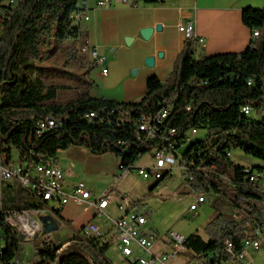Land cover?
<instances>
[{
  "label": "trees",
  "instance_id": "obj_1",
  "mask_svg": "<svg viewBox=\"0 0 264 264\" xmlns=\"http://www.w3.org/2000/svg\"><path fill=\"white\" fill-rule=\"evenodd\" d=\"M79 9L80 0H19L15 5L0 0V11L7 12L0 31V162L13 160L14 147L20 159L37 160L40 153L55 161L59 150L84 146L95 155L114 153L133 166L162 144L158 137L140 139L137 122L169 101L173 108L164 122L167 128L180 138L192 128L207 131L202 140L182 147L193 175L184 182L198 195L213 193L219 209L206 225L207 238L198 233L187 237L189 253L212 257V264L232 258L243 251L255 227L261 229L264 245V183L250 179L255 171L264 172V165L238 166L230 157L231 150L241 149L264 162V7L243 9V22L260 35L243 52L195 59L193 40L187 39L168 79L149 77L146 93L131 102L91 94L96 64L80 51L82 34L74 18ZM245 106L250 113L243 111ZM119 110L131 121L121 123ZM253 111L261 118L251 116ZM90 112L97 116L88 119ZM48 115L62 124L39 135L37 122ZM46 202L13 181L3 185L0 264H22L23 235L7 221L6 211H39ZM227 208L241 213L244 221ZM53 211L60 214L59 208ZM227 241L234 245L232 253L226 250ZM67 242L69 251L61 253L65 242L33 241L28 264H113L107 257L110 243L80 231Z\"/></svg>",
  "mask_w": 264,
  "mask_h": 264
},
{
  "label": "crops",
  "instance_id": "obj_2",
  "mask_svg": "<svg viewBox=\"0 0 264 264\" xmlns=\"http://www.w3.org/2000/svg\"><path fill=\"white\" fill-rule=\"evenodd\" d=\"M136 3L131 6L119 1L100 8L96 0H90L89 19L78 22L85 43L97 47L105 58L99 64L101 76L112 83V87L98 97L117 102L138 101L147 91L149 77L157 76L166 81L187 41L179 30L183 23L195 25L198 35L192 45L195 59L243 52L252 41V31L242 19L243 9L264 7V0H160L157 3L137 0ZM158 24L161 30H155L148 40L141 36L142 28ZM126 39L131 41L127 43ZM158 52L163 56L159 57ZM150 55L155 58L151 66L145 63ZM107 66V73H103L102 69ZM91 94L98 95L94 89ZM55 162L65 172L66 193H71L82 181L91 197L82 202L71 200L62 207L57 201H47L35 216L42 231L45 223L48 224L42 240L56 236L61 238V243L67 242L90 220L102 222L106 216L117 219L132 211L121 203L119 196L123 181L132 171L123 176L120 160L114 153L95 155L87 147L70 146L58 151ZM100 197H106L109 205L97 215L94 202ZM53 208H59L60 214ZM117 209L122 213L118 214ZM62 230L65 234L57 235ZM33 248V244L23 248L24 263L31 260Z\"/></svg>",
  "mask_w": 264,
  "mask_h": 264
},
{
  "label": "built area",
  "instance_id": "obj_3",
  "mask_svg": "<svg viewBox=\"0 0 264 264\" xmlns=\"http://www.w3.org/2000/svg\"><path fill=\"white\" fill-rule=\"evenodd\" d=\"M18 0H8L9 4L15 5ZM123 2L131 6H136V0H96V6L103 8L113 2ZM90 0H80V9L75 12L74 18L77 22L82 19H89ZM7 12L0 11V31L2 29V21L6 18ZM179 30L184 33L186 39H196L197 32L195 25L192 22L179 25ZM257 31H252V38L256 39ZM202 40V39H201ZM80 51L91 62L96 65L102 64L105 60L97 47L85 43L80 46ZM107 68H103L102 72L107 73ZM251 84V80L248 82ZM195 85V82H193ZM188 105V109H190ZM173 104L165 101L163 107L155 114L140 118L136 124L138 137L153 139L159 138L161 145L153 150V163L143 167H134L131 165H124L120 158V169L123 171V176L127 175L133 169H136L137 174L147 180L154 179L158 181L166 176L172 175L175 167L181 169L184 179H192L193 175L187 168L182 147L190 141L191 135L197 134L198 129L192 128L187 131L185 136L180 138L173 128H167L164 125L165 119L169 116ZM245 113H250L251 107H243ZM121 123L131 121V117L123 115V110L117 112ZM97 116L95 112H90L86 115L88 119H93ZM62 124V121L53 120H39L37 122V132L42 135L45 131L56 128ZM37 160H28L25 156L18 161L0 162V203L3 196V185L10 181L11 178L24 177L27 180V188H29L37 197L46 201H57L59 207L64 206L69 201L82 202L91 197V192L84 182H78L71 193L64 191L65 172L64 170L52 160L45 159V155L37 154ZM254 180L264 181V172L255 171L252 174ZM204 194L198 195L197 200L191 203L189 210L196 215L198 206L205 202ZM97 208V215L103 213V210L109 205L106 197H100L95 202ZM122 209L123 206L120 205ZM37 210H23V211H6L7 221L18 231L33 237L41 227L35 216L38 215ZM28 227V228H26ZM80 232L88 238L99 239L103 243H110L116 241L117 248L127 264H212L214 261L212 257H198L188 260L182 258L180 255L184 252H189L186 246V239L184 235L175 231L167 230L160 233L158 229L149 224L148 216L137 210H132L125 215L112 219L106 216L102 222L90 220L80 229ZM253 234L246 238L243 242V251L237 253L229 259L216 261L213 264H247L246 250L252 248L258 250L262 246V231L255 227ZM47 239V238H46ZM114 240V241H113ZM233 243L226 242V250L229 253L233 252ZM158 249V250H157ZM34 251V248H33ZM32 251V253H33ZM30 254V257L32 256ZM22 254V252H21ZM20 263H24L21 259ZM181 257V258H180ZM18 262V261H17Z\"/></svg>",
  "mask_w": 264,
  "mask_h": 264
},
{
  "label": "rangeland",
  "instance_id": "obj_4",
  "mask_svg": "<svg viewBox=\"0 0 264 264\" xmlns=\"http://www.w3.org/2000/svg\"><path fill=\"white\" fill-rule=\"evenodd\" d=\"M81 42L82 44L85 43L84 35L82 36ZM108 68L109 66H107V70ZM100 69L101 65H97L90 75L94 81V90L96 91V94H98L97 96L105 93L106 88L112 87V83L110 81H106L104 77L101 76ZM251 116L261 118L260 113L256 111H253ZM206 133V130L201 129L197 134L191 135L190 141L184 146V148H187V146H189L192 142L202 140ZM230 157L238 166L251 168L264 165L262 160L246 154L241 149L231 150ZM19 158L20 151L14 147L13 160L18 161ZM153 161V153L147 152L136 160L134 167L147 166L152 164ZM10 181L22 185L18 178H12ZM156 182L157 181L154 179L145 180L141 178L137 174L136 169H133L128 178L123 181V187L121 188V191H119L121 203L128 206L132 210H137L146 214L148 216L149 224L158 229L161 234L167 230H175L185 237H188L192 233H198L204 238H207L205 231L206 225L219 212L216 205L215 195L213 193H205L204 195L206 200L198 206L196 215H194L189 210V207L191 203L197 200L198 194L193 191H189V186L184 182V177L180 168L176 166L172 175L166 176L161 183L155 187ZM134 201L137 202L136 205L133 204ZM117 211L118 214L122 213V211L118 209ZM225 211L234 215L238 221H244V216L241 213L233 210L229 211L228 208L225 209ZM244 226L247 228L248 225L244 224ZM45 232V229H43V231L40 229L33 237H29L27 234L21 232L23 235V248L27 249L30 244H33V241H42V235ZM64 234L65 230L57 233V235ZM49 239L55 243H60V245L65 242L60 250L61 253L69 251L68 242L64 241L61 243V238L56 236ZM180 256L188 260L194 258V256L189 252L181 253ZM107 257L113 264H127L117 248L116 241L113 242L108 249ZM177 263L178 262H176V264ZM246 263L264 264L263 244L258 250H254L252 248H248L246 250Z\"/></svg>",
  "mask_w": 264,
  "mask_h": 264
},
{
  "label": "water",
  "instance_id": "obj_5",
  "mask_svg": "<svg viewBox=\"0 0 264 264\" xmlns=\"http://www.w3.org/2000/svg\"><path fill=\"white\" fill-rule=\"evenodd\" d=\"M155 30H161V25L158 24L155 27H144V28L141 29L140 34H141V36L145 40H148L152 36V34H153V32ZM126 41H127V43H129V41H131V39H126ZM157 54H158L159 57H162L163 56V53L162 52H158ZM154 60H155V58L150 55V56H148V57L145 58V63L147 65H150L151 66V65L154 64ZM40 227L42 228V225L41 224H40ZM45 230L46 231L48 230V224L47 223H45Z\"/></svg>",
  "mask_w": 264,
  "mask_h": 264
},
{
  "label": "bare ground",
  "instance_id": "obj_6",
  "mask_svg": "<svg viewBox=\"0 0 264 264\" xmlns=\"http://www.w3.org/2000/svg\"><path fill=\"white\" fill-rule=\"evenodd\" d=\"M18 1H19V0H18ZM16 2H17V1H16ZM254 31H257V35H259V31H258L257 29H255ZM143 117H147V115H143L141 118H143ZM53 119H55L53 116L48 115L47 117L43 118L42 120H53ZM15 178H18V179L21 181L22 185H23L24 187H27V180H26V178H24V177H15ZM11 179H12V178H11ZM250 179L253 180V181H260V182H263V183H264L263 180H254V179L252 178V175L250 176ZM26 228H28V227H26Z\"/></svg>",
  "mask_w": 264,
  "mask_h": 264
}]
</instances>
